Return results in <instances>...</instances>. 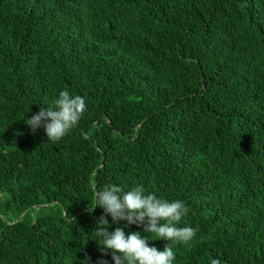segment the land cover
Returning a JSON list of instances; mask_svg holds the SVG:
<instances>
[{"label": "trees", "instance_id": "trees-1", "mask_svg": "<svg viewBox=\"0 0 264 264\" xmlns=\"http://www.w3.org/2000/svg\"><path fill=\"white\" fill-rule=\"evenodd\" d=\"M64 89L78 125L32 134ZM110 184L184 202L173 264H264V0H0V264H113Z\"/></svg>", "mask_w": 264, "mask_h": 264}, {"label": "clouds", "instance_id": "clouds-1", "mask_svg": "<svg viewBox=\"0 0 264 264\" xmlns=\"http://www.w3.org/2000/svg\"><path fill=\"white\" fill-rule=\"evenodd\" d=\"M86 107L83 97L64 89L59 92L53 107H41L27 120V125L32 134L43 128L47 140L56 142L78 125ZM88 138L90 134L86 133L84 139ZM94 195L95 207L103 209L94 231L99 238L98 248L102 255L110 254L113 264H173V245H187L197 234V229L178 226L189 211L184 202L158 198L155 194L146 193L142 185L125 191L123 186L110 184L94 189ZM108 217H111L112 224L125 221L127 225L142 227L144 233L155 236L156 240L169 243L160 251L149 246L148 236H141L140 232L126 235L121 227L110 232ZM81 264H88V259ZM96 264H108V261L99 259ZM210 264H220V261L212 259Z\"/></svg>", "mask_w": 264, "mask_h": 264}, {"label": "rangeland", "instance_id": "rangeland-1", "mask_svg": "<svg viewBox=\"0 0 264 264\" xmlns=\"http://www.w3.org/2000/svg\"><path fill=\"white\" fill-rule=\"evenodd\" d=\"M18 218V217H17Z\"/></svg>", "mask_w": 264, "mask_h": 264}]
</instances>
